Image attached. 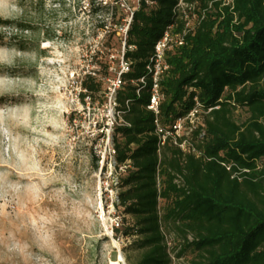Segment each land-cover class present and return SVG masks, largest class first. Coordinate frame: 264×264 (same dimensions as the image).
<instances>
[{
    "label": "trees",
    "instance_id": "trees-1",
    "mask_svg": "<svg viewBox=\"0 0 264 264\" xmlns=\"http://www.w3.org/2000/svg\"><path fill=\"white\" fill-rule=\"evenodd\" d=\"M181 2L198 13L193 26ZM113 9L114 30L128 25L129 69L115 91L122 120L117 117L112 144L117 164L126 165L117 205L135 220L125 233L139 235L141 254L131 264L172 262L160 197L167 201L164 217L184 238L178 256L191 249L192 264H264V0H139L130 20L121 3ZM167 30L183 42L168 53L158 116L170 125L200 110V123L179 137L186 149L170 140L159 145L156 114L148 108L153 78L146 66ZM110 52L102 54L104 74ZM96 74L81 77L83 100L102 89Z\"/></svg>",
    "mask_w": 264,
    "mask_h": 264
},
{
    "label": "rangeland",
    "instance_id": "rangeland-1",
    "mask_svg": "<svg viewBox=\"0 0 264 264\" xmlns=\"http://www.w3.org/2000/svg\"><path fill=\"white\" fill-rule=\"evenodd\" d=\"M117 3L130 19L139 0H0V264L140 257L139 235L125 233L135 220L117 205L114 186L123 171L113 164L111 90L126 35V24L114 30L111 23ZM180 11L193 26V6L181 2ZM103 51H111L107 74ZM93 70L102 89L83 100L80 80ZM166 205L160 197L171 264H192L191 249L177 254L185 242L164 217Z\"/></svg>",
    "mask_w": 264,
    "mask_h": 264
},
{
    "label": "built area",
    "instance_id": "built-area-1",
    "mask_svg": "<svg viewBox=\"0 0 264 264\" xmlns=\"http://www.w3.org/2000/svg\"><path fill=\"white\" fill-rule=\"evenodd\" d=\"M131 19V18H130ZM129 19V20H130ZM125 33L127 31L128 25L125 26ZM183 38L180 34H175L171 32L170 30H167L164 35L157 40L155 44V49L153 55L149 58L147 63V71L152 75L153 78V85L151 88V97L150 102L148 104V108L153 110L156 114V117L154 119L155 124V132L157 133L159 137V145H163L167 140L172 141L175 145L180 146L183 149H186V141H180L179 137L186 133L189 134V132L194 127V119L196 115H199L200 110L195 107L193 108L188 114L185 116H179L176 119H174L173 123L170 125H165L162 123L161 119L159 118L160 113V103L163 99V94L160 90V81L162 77L165 75V73L169 70L170 64L168 62V53L171 49H173L175 46H178L182 44ZM112 68V66H110ZM129 69L128 63L124 60V57L121 61V67L118 72V76L113 81V88L111 90V96H112V106L115 110V121H117V117L119 120H122L121 112L116 110V98H115V91L116 88L120 86L121 83V73L123 71H127ZM139 81L141 83H146L145 76L140 77ZM196 99V98H195ZM197 100V99H196ZM198 103V102H197ZM115 122L113 121V124ZM192 124L193 126H188L189 124ZM112 157H113V164L115 166V169H120V171H124L126 165H118L117 161L115 159V149L112 144ZM119 181L120 177L117 176L115 181V189L116 193L118 194L119 189Z\"/></svg>",
    "mask_w": 264,
    "mask_h": 264
},
{
    "label": "bare ground",
    "instance_id": "bare-ground-1",
    "mask_svg": "<svg viewBox=\"0 0 264 264\" xmlns=\"http://www.w3.org/2000/svg\"><path fill=\"white\" fill-rule=\"evenodd\" d=\"M0 22H3V19L2 18H0ZM121 258H122V255H121Z\"/></svg>",
    "mask_w": 264,
    "mask_h": 264
}]
</instances>
